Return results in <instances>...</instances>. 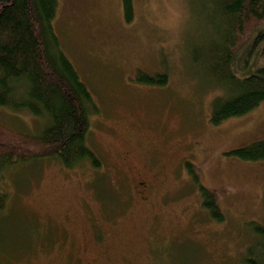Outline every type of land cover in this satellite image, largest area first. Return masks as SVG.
<instances>
[{
	"label": "rangeland",
	"instance_id": "1",
	"mask_svg": "<svg viewBox=\"0 0 264 264\" xmlns=\"http://www.w3.org/2000/svg\"><path fill=\"white\" fill-rule=\"evenodd\" d=\"M211 3L133 0L127 23L122 0H57L53 31L97 109L87 144L101 168L53 159L5 168L0 264H241L249 224L264 226V161L230 153L264 142V102L210 123L221 93L205 74L220 29ZM254 36L232 59L237 78L262 65ZM139 72L167 84H142ZM44 124L0 108L11 130L38 135ZM140 181L150 184L146 199ZM199 186L223 222L203 209Z\"/></svg>",
	"mask_w": 264,
	"mask_h": 264
},
{
	"label": "trees",
	"instance_id": "2",
	"mask_svg": "<svg viewBox=\"0 0 264 264\" xmlns=\"http://www.w3.org/2000/svg\"><path fill=\"white\" fill-rule=\"evenodd\" d=\"M220 23L218 41L205 55V74L220 91L214 98L210 123L218 126L242 117L264 102V45L262 65L245 78L231 70L234 55L247 38L252 46L264 41V0H210ZM124 18L133 19V0H122ZM57 0H0V108L27 111L45 124L38 135L23 134L0 125V173L31 160L53 159L65 169L88 163L101 168V161L87 144L91 117L97 112L90 92L61 51L52 22ZM137 81L163 87L166 75L138 73ZM246 162L264 161V142L231 152ZM196 178V177H195ZM202 207L211 220L221 223L212 193L199 186ZM1 203V202H0ZM254 241L241 264H264V226L250 223Z\"/></svg>",
	"mask_w": 264,
	"mask_h": 264
},
{
	"label": "flooded vegetation",
	"instance_id": "3",
	"mask_svg": "<svg viewBox=\"0 0 264 264\" xmlns=\"http://www.w3.org/2000/svg\"><path fill=\"white\" fill-rule=\"evenodd\" d=\"M149 188L150 184L146 181H140L138 183V193L143 199H146L147 195L149 194Z\"/></svg>",
	"mask_w": 264,
	"mask_h": 264
}]
</instances>
